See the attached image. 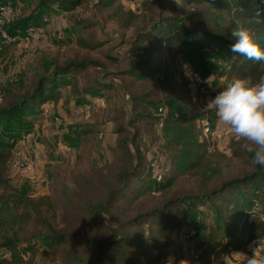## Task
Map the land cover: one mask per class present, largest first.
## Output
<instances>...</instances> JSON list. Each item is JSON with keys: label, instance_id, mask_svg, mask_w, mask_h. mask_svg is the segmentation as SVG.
<instances>
[{"label": "rangeland", "instance_id": "obj_1", "mask_svg": "<svg viewBox=\"0 0 264 264\" xmlns=\"http://www.w3.org/2000/svg\"><path fill=\"white\" fill-rule=\"evenodd\" d=\"M120 2L122 11L115 8ZM181 4L175 0H119L117 5L104 7L99 0H86L74 11L48 14L42 7L36 9L35 0H0V5L12 8L4 29L19 36L9 42L0 32V112L31 95L41 76L68 62L102 64L75 77H62L66 83L53 86L60 93L56 101L34 102L23 111L0 115V137L16 143L14 155L17 150L31 148L23 142L27 133L33 134L32 145L43 154L42 162L30 172L8 162L3 182L10 188L7 198L13 211L22 212L21 204L29 197L50 195L53 208L45 215L58 233L80 232L95 238L57 245L50 229L39 225L29 234V243L38 251L28 264H84L72 256L94 262L106 252L116 230H148L140 220L131 222L140 215L255 172L252 154L230 135L220 144L208 142V157L200 169L178 173L175 168L177 147L168 144L161 118L166 116L173 96L192 116H200L198 121L207 116L216 120L213 109H201L212 99L213 90H222L226 63L219 58L222 43L216 33L228 25L218 21L221 12L208 3L181 0ZM129 10L134 12L133 20ZM166 17L181 18L188 27L184 34L190 43L185 52L176 53L165 41L140 40V34ZM80 20L85 23L79 24ZM86 24L89 27H84ZM31 27L38 34L27 41ZM96 42L102 44L94 49L85 45ZM136 62H151L158 69L154 74L133 76L127 70ZM193 72L210 83L201 88L195 84ZM48 82L53 84L54 80ZM56 116L61 122L55 121ZM155 160L163 181L174 178L170 187L147 190L133 201L118 199L103 213V219L90 213L91 206L105 202L110 191L123 187V172L139 163L146 173H152ZM151 181L159 182L153 175ZM190 226V221L184 220L171 235L177 251L166 258L169 264H176L174 256L180 253L191 256L196 237L180 236ZM6 230L0 223V234ZM238 261L243 259L225 256L226 264Z\"/></svg>", "mask_w": 264, "mask_h": 264}, {"label": "trees", "instance_id": "obj_2", "mask_svg": "<svg viewBox=\"0 0 264 264\" xmlns=\"http://www.w3.org/2000/svg\"><path fill=\"white\" fill-rule=\"evenodd\" d=\"M36 9L42 7L48 14H60L76 10L86 0H35ZM119 0H99V4L108 7L117 5ZM198 3H208L218 13V21L227 22L225 28L216 33L222 43L220 59L226 63L224 86L234 77H251L254 80L264 75V69L259 62L247 60L230 51L233 43L231 36L235 21L250 26L255 38L264 46V24L248 25L256 8L264 7V0H192ZM115 8L124 10L121 2ZM127 13L135 16L132 10ZM224 13V14H223ZM130 19H134V17ZM264 20V16L261 17ZM85 23L83 20L79 24ZM5 26V25H4ZM5 31L13 37H19L14 32ZM84 27H89L87 24ZM188 27L181 18H163L150 30L140 34V40H149L152 43L162 44L164 41L176 53L185 52L189 40L185 38ZM2 31L1 37H2ZM20 40V39H19ZM23 40V39H22ZM102 42L93 45L97 48ZM100 62L83 60L71 61L65 66L57 68L54 73L41 76L31 95H25L22 101L14 102L9 109L0 112L17 113L36 102L45 104L56 101L60 93L54 90V85L66 83L62 77L70 75L75 77L90 67L101 66ZM156 64L151 62H136L127 70L133 76L154 74ZM53 79L51 84L48 82ZM69 80L67 85L70 84ZM51 87V88H50ZM49 88V89H48ZM89 90V89H88ZM86 88V91H88ZM200 116H192L190 109L182 104L177 97L169 98V108L163 118V126L168 138V144L177 147L175 168L178 173L200 169L205 163L210 150V144L200 140V129L197 126ZM16 143L0 137V223L8 230L0 234V264H28L36 256L37 248L29 243L31 230L43 225L49 228L52 239L58 245L74 243L80 240L95 238L80 232L58 233L45 212L53 208L50 195L33 196L22 205V212L13 211L7 198L9 186L3 182V176L14 156ZM140 159V157H139ZM153 172H145L142 164H136L131 171L123 172L121 177L123 187L110 191L107 200L98 205L91 206L90 213L103 219V213L112 207L118 199L133 201L147 190L168 188L174 178L167 181H157L153 184ZM154 178V177H153ZM156 180V179H155ZM189 202H188V201ZM203 207L206 210H198ZM201 218V220H199ZM210 218V221L207 219ZM148 225L143 233H129L122 229L116 230V237L106 252L96 258L94 262H84L81 258H72L84 264H169L168 256L175 253V243L170 240L172 234L179 230L184 220L190 221V227L197 231L193 249L198 253L199 264H226L225 256L232 252H246L249 244L254 240L264 241V166L257 165L255 172L245 174L238 178L221 183L219 186L189 197L178 198L158 207L150 212L140 215L136 220ZM33 228V229H32ZM20 230L23 234H20ZM36 232V230H35ZM20 235L22 242L20 241ZM24 241V242H23ZM28 243V244H24ZM179 251V250H178ZM2 252V254H1ZM28 255V257H26Z\"/></svg>", "mask_w": 264, "mask_h": 264}, {"label": "clouds", "instance_id": "obj_3", "mask_svg": "<svg viewBox=\"0 0 264 264\" xmlns=\"http://www.w3.org/2000/svg\"><path fill=\"white\" fill-rule=\"evenodd\" d=\"M182 6L181 0H175ZM264 7L256 8L248 25L264 24ZM231 36L230 51L247 60L259 62L264 69V46L257 42L250 26L237 19ZM185 69L187 66H183ZM187 74V72H186ZM205 83H210L205 81ZM214 109L218 120L231 130L232 136L241 143V148L252 154V162L264 165V75L254 80L251 77H234L228 81L214 98L209 99L201 111ZM251 255L246 264H264V245L260 240L249 244Z\"/></svg>", "mask_w": 264, "mask_h": 264}, {"label": "built area", "instance_id": "obj_4", "mask_svg": "<svg viewBox=\"0 0 264 264\" xmlns=\"http://www.w3.org/2000/svg\"><path fill=\"white\" fill-rule=\"evenodd\" d=\"M131 3H134L136 0H128ZM12 16V8L10 5H0V28L6 24L7 21L10 20ZM2 31V30H1ZM29 36H26L25 39L27 41L30 40V36L36 37L38 32L31 27L29 31H27ZM2 37L9 42H14L19 37H13L9 33L2 31ZM187 66V64H183V66ZM186 68V69H187ZM185 69V68H184ZM192 78L195 82V84L199 85L201 88H204L206 85L205 81L206 79L198 72H193ZM220 91V89L216 88L213 90L212 98L215 97L217 92ZM45 109V108H44ZM163 107L160 108V111H163ZM48 111V109H45ZM214 110V109H213ZM215 113V110H214ZM216 114V113H215ZM164 118V117H163ZM163 118H161L160 125L163 126ZM56 122H61V119L56 116L55 117ZM198 127L200 129V140L207 141L209 143L216 142L220 144V142H223V139H226L229 135L232 136L231 130L227 128V126L223 125L217 118L213 121L211 118L204 117L203 119L198 121ZM23 142L25 144H29L31 146L28 150H17L16 154L13 156L11 163L14 168L23 170V171H33L36 166L39 165L40 162H42L43 154L41 151L32 145L33 142V134L27 133L23 137ZM152 171H153V177L157 181H161L163 179V172L160 170V165L157 160H155L152 164ZM185 234V235H183ZM197 235V231L195 228L189 227L187 229H184L180 236H183L186 239H193ZM180 255V256H179ZM178 256H174L175 263L176 264H199L198 263V256L197 252L193 250L191 256H183L181 253Z\"/></svg>", "mask_w": 264, "mask_h": 264}, {"label": "crops", "instance_id": "obj_5", "mask_svg": "<svg viewBox=\"0 0 264 264\" xmlns=\"http://www.w3.org/2000/svg\"><path fill=\"white\" fill-rule=\"evenodd\" d=\"M246 252H232L231 253V257H233L235 260L236 259H240V258L243 259L242 263L240 261H238V263L236 262L237 264H240V263L241 264H246V261H247L246 259H248L249 255H251V251H250L249 247H248V250Z\"/></svg>", "mask_w": 264, "mask_h": 264}]
</instances>
